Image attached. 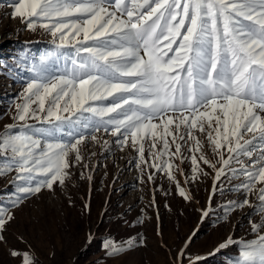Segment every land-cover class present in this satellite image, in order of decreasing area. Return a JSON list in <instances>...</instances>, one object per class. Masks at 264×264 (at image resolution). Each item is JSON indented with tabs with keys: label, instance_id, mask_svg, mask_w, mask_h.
I'll return each mask as SVG.
<instances>
[{
	"label": "snow or ice",
	"instance_id": "1",
	"mask_svg": "<svg viewBox=\"0 0 264 264\" xmlns=\"http://www.w3.org/2000/svg\"><path fill=\"white\" fill-rule=\"evenodd\" d=\"M10 6L28 30L39 27L57 49L74 52L56 56L62 70H52L51 54L31 64L34 77L13 117L22 123L0 132V178L16 174L12 192L0 193V233L14 219L12 208L71 178L70 169L84 159L81 145L99 142L101 131L118 137L121 148L131 142L144 163L146 139L155 160L180 159L191 141L193 173L209 174L202 161L216 181L226 170L236 175L231 162L244 156L251 164L241 167L246 180L237 188L251 194L264 185V0H12ZM197 132L206 135L217 161L203 154ZM151 167L176 179L168 161ZM179 192L190 198L183 187ZM257 199L258 206L248 195L236 204L255 207L261 222L252 224L256 238L242 242L231 264H264V186ZM233 243L229 237L215 252ZM135 246V240L112 239L103 245L110 256ZM22 264H35L32 255L23 253Z\"/></svg>",
	"mask_w": 264,
	"mask_h": 264
},
{
	"label": "rangeland",
	"instance_id": "2",
	"mask_svg": "<svg viewBox=\"0 0 264 264\" xmlns=\"http://www.w3.org/2000/svg\"><path fill=\"white\" fill-rule=\"evenodd\" d=\"M11 2L0 0V132L6 125L22 123L13 117L15 105L23 103L24 88L34 77L31 64L51 54L52 70H62L63 59L56 60V56L74 52L71 47L57 49L52 36L39 27L28 30L20 18L12 17ZM29 123L36 128L51 127L39 121ZM83 131L90 137V129ZM196 134L203 142V154L217 161L206 135ZM96 135L99 142L89 138L81 145L83 162L74 164L71 178L63 186L55 184L53 190L44 189L11 209L14 219L0 233L4 237L0 264H22L25 252L32 255L35 264H189L197 256L201 260L195 264H231L239 257L242 242L256 238L252 224L261 222L257 209L236 207L245 195L258 206V189L264 186L257 184L251 194L237 188L246 180L240 169L251 164L247 157H240L242 163L231 162L236 175L226 170L227 175L216 181L215 170L202 161L199 167L209 174L193 173V152L188 150L191 141L182 147L180 159L165 156L155 160L146 139L144 163L131 142L121 148L116 143L118 137L102 131ZM160 148L157 143L156 151ZM174 148L172 145V151ZM195 154L199 158L201 153ZM164 161L172 163L175 180L169 178L167 170L151 167L153 162ZM15 175L0 178V193L12 192L10 181ZM180 187L189 199L180 195ZM205 210L207 217L203 216ZM229 237L234 243L215 252ZM107 239L117 244L135 240L136 246L110 256L103 247ZM182 249L184 256L180 257ZM13 251L21 255L13 256Z\"/></svg>",
	"mask_w": 264,
	"mask_h": 264
}]
</instances>
